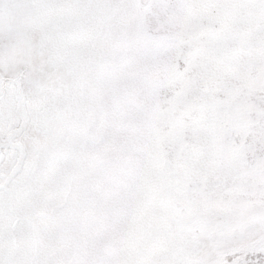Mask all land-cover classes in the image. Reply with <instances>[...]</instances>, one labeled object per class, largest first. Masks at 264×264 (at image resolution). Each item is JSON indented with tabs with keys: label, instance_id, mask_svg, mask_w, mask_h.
<instances>
[{
	"label": "snow or ice",
	"instance_id": "6c2138e0",
	"mask_svg": "<svg viewBox=\"0 0 264 264\" xmlns=\"http://www.w3.org/2000/svg\"><path fill=\"white\" fill-rule=\"evenodd\" d=\"M0 264H264V0H0Z\"/></svg>",
	"mask_w": 264,
	"mask_h": 264
}]
</instances>
